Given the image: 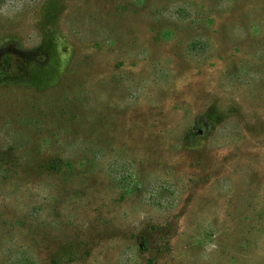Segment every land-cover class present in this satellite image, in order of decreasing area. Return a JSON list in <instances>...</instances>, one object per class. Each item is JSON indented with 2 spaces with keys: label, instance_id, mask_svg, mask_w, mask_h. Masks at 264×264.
I'll use <instances>...</instances> for the list:
<instances>
[{
  "label": "rangeland",
  "instance_id": "obj_1",
  "mask_svg": "<svg viewBox=\"0 0 264 264\" xmlns=\"http://www.w3.org/2000/svg\"><path fill=\"white\" fill-rule=\"evenodd\" d=\"M0 264H264V0H0Z\"/></svg>",
  "mask_w": 264,
  "mask_h": 264
}]
</instances>
